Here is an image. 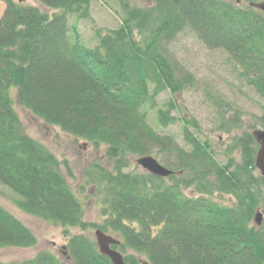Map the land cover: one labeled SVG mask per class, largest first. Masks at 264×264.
<instances>
[{"label": "trees", "instance_id": "1", "mask_svg": "<svg viewBox=\"0 0 264 264\" xmlns=\"http://www.w3.org/2000/svg\"><path fill=\"white\" fill-rule=\"evenodd\" d=\"M37 1L59 12L50 16L24 2L0 0L6 5L0 19V185L19 198L17 207L62 227L67 236L69 229L92 228L116 237L122 244L112 248L127 264H142L141 259L144 264H264V218L260 227L254 222L264 209V179L256 168L252 134L264 130V103L256 127L235 137L220 155L202 138L194 118L181 117L183 147L173 135L158 132L149 114L168 92L172 99L156 112L158 124L167 129L180 121L172 116L179 111L175 99L195 84L170 49L184 32L210 50L228 53L240 78L264 102V12L230 0H153L147 9L125 6L119 28L98 33V46L89 49L69 17L88 18L92 0ZM14 99L48 126L106 147L108 166L96 163L89 169L102 189V224L84 221L63 163L25 133ZM230 121L238 127L236 117ZM156 150L170 158L165 165L174 175L162 179L129 171V157ZM216 193L232 203L215 202ZM37 242L0 206V250L28 249ZM67 255L72 264H112L85 235L69 239ZM12 264L64 263L41 252Z\"/></svg>", "mask_w": 264, "mask_h": 264}, {"label": "rangeland", "instance_id": "2", "mask_svg": "<svg viewBox=\"0 0 264 264\" xmlns=\"http://www.w3.org/2000/svg\"><path fill=\"white\" fill-rule=\"evenodd\" d=\"M19 2V0H13ZM238 0H230L231 4ZM24 4L35 6L42 12L52 16L59 11L45 8L37 0H24ZM153 0H92L89 17L79 19L77 14L69 17L71 27H76L80 43L86 48L98 46L97 35H107L108 32L119 28L124 17V7L147 9L152 7ZM241 8L250 7V3L240 1ZM6 10V5L0 2V19ZM171 52L180 65L195 78L192 88L177 96L175 99L179 111L172 116L180 118L179 122L163 129L158 124L156 112L164 109L172 96L162 93L154 110L149 107L151 125L163 135H173L180 145L183 141V123L181 117L194 118L200 125L203 139L209 140L220 155L231 146L233 139L256 127L262 116L263 100L257 93L240 78L239 70L229 54L222 50H210L190 32L179 35L172 43ZM14 93V91H13ZM13 96V95H12ZM15 109L24 124L25 133L50 150L63 163L62 173L75 196L84 209V221L91 225H100L104 221L103 197L98 184L89 177V169L93 164L108 166L105 156V146L95 148L85 140H77L63 133L58 127L48 126L24 110L14 99ZM237 118L238 127L231 126V118ZM236 156V152H233ZM162 166L170 158L157 150L151 155ZM137 157H129L130 172L143 171L136 163ZM223 162L224 158L220 157ZM259 173V172H258ZM193 190L186 191L191 196ZM213 200L228 206L233 199L229 196L215 194ZM18 197L8 188L0 185V206L4 207L20 222H22L38 239L37 245L28 249L6 248L0 250V264L20 263L33 259L41 252H48L64 264H72L68 259V241L73 235H85L94 240L98 229L89 228L86 231L69 229L70 236L64 234L62 227L44 222L22 212L16 205ZM259 211L264 212V209ZM99 250V249H98ZM144 259H141L144 264Z\"/></svg>", "mask_w": 264, "mask_h": 264}, {"label": "water", "instance_id": "3", "mask_svg": "<svg viewBox=\"0 0 264 264\" xmlns=\"http://www.w3.org/2000/svg\"><path fill=\"white\" fill-rule=\"evenodd\" d=\"M240 1L241 0H238V3H240ZM23 2L24 0H19L20 4ZM255 7L264 10V4H257ZM252 134L258 145V151L255 158L256 168L264 179V130L262 128H257ZM136 163L145 173L162 179H167L174 175L173 171L162 166L153 156L140 157L137 159ZM263 218L264 212L258 211L255 216V224L258 227L262 225ZM95 239L99 253L102 256L109 258L112 264H127L123 254L112 248L121 246L122 243L119 239L112 235H107L101 230L96 231Z\"/></svg>", "mask_w": 264, "mask_h": 264}, {"label": "flooded vegetation", "instance_id": "4", "mask_svg": "<svg viewBox=\"0 0 264 264\" xmlns=\"http://www.w3.org/2000/svg\"><path fill=\"white\" fill-rule=\"evenodd\" d=\"M257 4H264V2L250 3V5H251L250 7L254 8V9L258 10V11L264 12V10L257 9V8L255 7V5H257Z\"/></svg>", "mask_w": 264, "mask_h": 264}]
</instances>
